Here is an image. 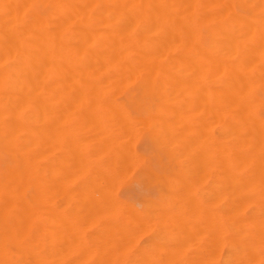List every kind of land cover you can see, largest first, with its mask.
I'll use <instances>...</instances> for the list:
<instances>
[{
  "label": "bare ground",
  "instance_id": "1",
  "mask_svg": "<svg viewBox=\"0 0 264 264\" xmlns=\"http://www.w3.org/2000/svg\"><path fill=\"white\" fill-rule=\"evenodd\" d=\"M61 113L69 115L59 126ZM98 113L108 114L115 130L144 126L157 135V146L186 156L188 181L183 187L173 180L188 191L179 195L186 200L180 207L173 197L175 209L150 211L149 218L128 204L120 212L122 202L111 196L124 178L114 172L127 162L126 178L135 167L129 146L136 137L126 129L132 136H121L131 140L121 141L117 128L119 141L110 131L115 139L108 135L104 149L106 132L96 140L94 123L77 117L94 114L95 129L105 131ZM69 116L81 121L80 130L91 128L93 138L74 137ZM61 124L65 137L54 135ZM44 145L63 151L49 157L64 167L60 174L50 165L60 174L54 186L45 169L49 187L38 178L49 153ZM85 146L93 155L109 150L110 164L106 156L100 161L110 170L97 167ZM68 168L73 178L83 176L77 187ZM143 171L162 178L149 165ZM46 186L55 187L50 196L57 204L66 201L59 194L69 195L67 210L50 206L46 217ZM105 191L112 194L107 201ZM111 202L119 209L109 210ZM91 225L96 233L86 240ZM144 229L155 237L133 253L136 264H264V0H0V264H84L90 256L81 255L92 244H101L102 254L124 253ZM185 243L194 246L189 259L181 255Z\"/></svg>",
  "mask_w": 264,
  "mask_h": 264
},
{
  "label": "rangeland",
  "instance_id": "2",
  "mask_svg": "<svg viewBox=\"0 0 264 264\" xmlns=\"http://www.w3.org/2000/svg\"><path fill=\"white\" fill-rule=\"evenodd\" d=\"M61 114H63V115H61ZM59 116H60V118H59V121L57 122V124L60 122V123H62V121H65L63 118L65 117V115H69V113L67 114V113H61ZM65 114V115H64ZM99 114V118H100V120L102 121V125H103V127H104V130L105 131H103V128L101 129L100 127H98V129H95V127L97 128V126H95L94 127V125H95V118H94V120H93V116H94V114H92L93 116H87V117H89V118H91L90 120L91 121H88V123H87V121L86 120H89V118H87V117H83V116H77L78 117V119L80 120L81 118H83L84 119V122H85V124H89L90 122V125H88L89 127L92 125V122L94 123V125H93V127H92V129L94 128V130H96V132L95 133H93V134H96V136L94 135V138L95 137H98L96 140H98L99 139V136H101V137H103V135L105 134V132H106V136L104 135V137L103 138H101V139H105L104 140V142L102 141V144L104 145V149H106L105 148V144H107L110 140H109V138H112V139H115L116 137H118V135L120 134V136H121V134H122V136L124 135V132L126 131V129L127 130H129L130 131V129H133V126H132V128H123V127H121V126H117V128H119L121 131H123V133L121 132V133H119L118 131H117V128H116V130H115V128L114 129H112L113 127L110 125L111 123L109 122L110 120L107 118V115L106 114H104V113H98ZM72 115H74V116H76L75 114H72ZM96 115V114H95ZM58 116V117H59ZM110 116V115H109ZM61 117H63L62 118V120L60 121V119H61ZM70 117V116H69ZM81 117V118H80ZM94 117H96V116H94ZM114 116L113 115H111V118L112 119H114L113 118ZM83 119H81L82 120V123L84 124V122H83ZM98 119V118H97ZM111 119V120H112ZM66 120H67V118H66ZM99 120V119H98ZM74 121H75V118L74 117H72V120H71V117L67 120V123H66V126L67 125H69L68 126V128L69 127H71V129H73L74 128V130H72V131H75V133H73V135H74V137L77 135L78 137H80L79 139H81V136H82V139H84V138H86V137H84V136H86V134L88 135L89 134V129H91V128H87V129H85L86 127H87V125L85 126V128H84V126H83V124H81V127L82 128H84V130L83 129H81L80 130V128L78 127L79 125H80V123H81V121H79V123H78V120L77 121H75L76 123H74ZM97 121V120H96ZM100 121V122H101ZM113 121V120H112ZM111 121V122H112ZM66 122V121H65ZM69 122V123H68ZM100 122H96L98 125H99V123ZM115 122V121H114ZM63 124V123H62ZM62 124H61V127H62ZM112 124H114L115 125V123H113L112 122ZM59 125V124H58ZM58 125H56L57 127H56V129H55V133H54V135L56 136V134L57 133H60V134H63V136H64V133L65 132H67L66 130H67V127L65 126V125H63V127H62V129H60L61 127H59ZM78 125V126H77ZM101 125V124H100ZM101 125V126H102ZM113 125V126H114ZM138 126V125H137ZM66 128V130H64L65 128ZM110 127V128H109ZM112 127V128H111ZM134 127H136V125H134ZM99 128L103 131L102 133H100V132H98L99 131ZM105 128H108V131L110 132H112V134L114 133V134H116L117 135V133H119L117 136H113V137H115V138H113L112 137V134H111V132H110V134H109V132L108 131H106L107 129H105ZM122 128V129H121ZM141 128V127H140ZM143 128H145L144 126H142V128L141 129H139V130H132L133 131V134H135L134 135V137H136V139H132L133 141H131V142H133L132 143V147L131 146H129L130 147V149H132L133 148V152H134V154L135 155H137L136 156V158H138V160L137 159H135L134 160V164L136 163V165H135V167L134 166H132V165H130V163H128V165H130L129 167L131 168V166H132V170L131 171H129L130 172V174H128L127 176H126V178L124 177V175H123V177H122V168L123 167H125L124 165H126V163L124 164V165H122V164H120L121 165V168H120V165L119 164H116L117 166L119 165V167H118V170H119V168H120V170L118 171V170H115V172L114 173H116L117 172V174H119L118 172H120V175H121V177H119L120 179L121 178H124V179H121L122 181H120L119 180V183L120 184H117L118 186L115 188V191H113V195L111 194V193H108L107 191H105V193H104V195L105 194H110V195H105V196H107V198L108 197H110L111 195V200L113 201V198H115V199H117L115 202H117L118 203V205H119V201H118V199L122 202V204H123V207L124 206H126V204H128V206H129V208L128 209H130L131 208V206H133L134 208H136V209H138V210H141V211H143V213L147 216V215H149V216H147L148 218L149 217H151L150 216V214H151V212L154 214V212L157 210V209H160V208H165V207H172V209H175V208H177V206H181L184 202L182 201L183 200V197H181V196H179V195H182V194H184V192L186 191V189H183L182 187H180L181 185L184 187V185H183V183L184 182H182V181H188V178H187V176H186V174H185V171L183 172V169H184V167H185V159L184 158H186V156L184 157L183 155H178L177 156V154H175L174 153V151L171 149V145H164V146H157L156 145V143H157V135H155V133L154 134H152L153 132H151V131H149L147 128H145V129H143ZM60 129V130H59ZM118 129V130H119ZM135 129H137V128H135ZM58 130V131H57ZM63 130V131H62ZM94 130H92L91 132H94ZM115 130V131H114ZM119 130V131H120ZM69 131H71V130H68V132ZM84 131H87V132H84ZM117 131V132H116ZM128 131V132H129ZM132 131H130L129 133H131ZM140 131V132H139ZM138 132V133H137ZM146 132V133H145ZM70 133L71 132H69V134L67 135V137L68 138H72V135H70ZM83 133V134H82ZM102 134V135H100V134ZM72 134V133H71ZM92 134V133H91ZM91 134H89L88 136H87V138H89V136H90V138H93V135L91 136ZM126 135H127V131H126V133H125ZM66 135V134H65ZM71 137H70V136ZM99 135V136H98ZM109 135V138H107V136ZM111 135V136H110ZM131 135V134H130ZM129 134L127 135V136H130ZM54 136V141H55V139H56V137ZM121 136V137H122ZM132 136V135H131ZM62 137V136H61ZM61 137L59 136V134H58V138H59V142L58 143H60L61 144V141H62V144H61V146L65 143H63V140L65 139V138H63L62 140H60L61 139ZM65 137V136H64ZM77 137V138H78ZM121 137H119V139L121 138ZM126 136H124V137H122V139H120L121 141L123 140V138H125ZM89 138V139H90ZM127 138V137H126ZM130 138V137H129ZM132 138V137H131ZM49 139V138H48ZM47 139V140H48ZM106 139H108L109 141L107 142L106 141ZM117 139V138H116ZM128 139V138H127ZM154 139H156V140H154ZM58 140V139H57ZM85 140L87 141L88 139H84V141H83V143H85ZM100 140V139H99ZM118 140V139H117ZM126 140V139H125ZM131 140V139H130ZM129 139H128V141H130ZM135 140V141H134ZM50 142H51V140H49ZM49 141L48 142H46L47 144L49 143ZM53 141V140H52ZM65 141V140H64ZM93 141H95V139H93ZM92 141V142H93ZM101 141V140H100ZM99 141V142H100ZM119 141V140H118ZM128 141H126V142H128ZM92 142H90V143H88L87 145H89V146H92V145H90V144H92ZM98 142V141H97ZM45 143V144H46ZM56 144H57V142H55ZM87 143V142H86ZM101 143V142H100ZM52 142H51V144H49L51 147L50 148H52ZM60 144H58V146L60 145ZM95 146H97V144H96V141H95ZM109 144H111V143H109ZM127 144H129V143H127ZM49 145L47 146V145H44V151L43 152H45L46 150L45 149H47L48 147H49ZM55 145V144H54ZM53 145V146H54ZM98 145H99V147L101 148V144H99L98 143ZM45 146H46V148H45ZM57 145H55V147H58ZM63 146H65V144L63 145ZM62 146V149L60 148L59 150H63L64 149V147ZM88 146V147H89ZM107 147H109V145H106ZM60 147V146H59ZM86 147V149H85V151H86V154L88 155V157L91 159V157L94 159V160H92V161H96V163H97V165L99 164V166H97V167H101V166H103V167H106V165H107V161H109L108 162V164H110V162L112 161L111 160V158L110 157H108V156H111V152L109 151V150H107L106 151V155H105V153L103 152V150L101 151V149H100V153H104V155L103 156H101L102 154H100V153H97V152H95V151H93V152H95V154L96 155H93V154H91V149H88V147L87 146H85ZM94 147V146H93ZM98 147V146H97ZM98 147V148H99ZM128 147V148H129ZM49 148V149H50ZM110 148V147H109ZM49 149H47L48 151H49V155L48 154H46V155H43V157L41 158V167H42V170L40 171V173L38 174V178L40 179V182H44V181H46L47 182V186L49 187V183H48V181L50 182V180L51 179H49V178H52L53 180H52V184L51 185H55L56 184V182H55V179H56V177H55V175L59 178L60 177V174L61 173H63L64 174V172L62 171L63 169H62V167L63 166H61V169H60V167H59V164L57 163H54V161H53V156L55 157V158H58V154H59V156H61V154H63V153H61V152H63V151H59L58 149H56L55 150V148L53 149V150H55V151H52V149H50L53 153H55V154H57V156L56 155H53L51 152H50V150ZM58 150V152H56ZM88 150H89V152H88ZM94 150V149H93ZM111 150V149H110ZM105 151V150H104ZM112 151V150H111ZM131 151V150H130ZM129 151V152H130ZM46 153V152H45ZM61 153V154H60ZM108 153H110V155L108 154ZM132 153V152H131ZM131 153H129V155L131 154ZM137 153V154H136ZM44 154V153H43ZM52 154V155H51ZM100 154V155H99ZM133 154V153H132ZM131 154V155H132ZM130 155V156H131ZM52 156V158H49V157H51ZM99 156V157H98ZM104 156H106L104 159L106 160V158H107V161H105V160H103L104 161V163H106V165L104 164V165H102L103 163H101V162H103V161H100V160H102L103 158H101V157H104ZM140 158H139V157ZM46 157H48V161L51 159V161L52 162H48L47 160H46ZM132 158H133V156H131ZM184 157V158H183ZM97 158V159H96ZM101 158V159H100ZM56 160H58V159H56ZM131 160V159H130ZM137 160V161H136ZM140 160V161H139ZM136 161V162H135ZM183 161V162H182ZM57 162V161H56ZM129 162V161H128ZM132 162V161H131ZM53 163V166L55 167V166H57V168H55V169H59L60 171V174H59V176H58V171H57V174H56V170L55 169H52L51 168V164ZM183 163V164H182ZM43 164V165H42ZM47 164V166H45ZM94 164V163H93ZM133 164V163H132ZM116 165H114V166H116ZM147 165H149L150 167H152V168H154L156 171H158L159 173H160V175L162 176V178L160 179V180H156V179H154L153 177H151L150 175H147L146 174V172H144L143 170H144V168H145V166H147ZM48 166H50V168L48 169V170H45L46 168H48ZM52 166V167H53ZM113 166V167H114ZM117 166L116 167H111V169L113 168V169H115V168H117ZM45 167V168H44ZM59 167V168H58ZM107 167H109V165L107 166ZM104 168V169H108V168ZM64 168V167H63ZM94 168V167H93ZM92 168V172L90 171V170H88L87 172H85V173H87V174H83L84 176L85 175H90L91 173H94L93 171H94V169ZM102 168V167H101ZM110 168V167H109ZM50 169H52L53 171H51ZM124 169V168H123ZM67 170V169H66ZM70 170H72V171H74L73 169H69L68 168V170H67V173H66V175H68V176H72L73 175V173H72V171L71 172H69L68 173V171H70ZM108 170H110V169H108ZM126 170V169H125ZM184 170H186V169H184ZM44 171V172H43ZM45 171H48L49 172V174H48V177H47V175H45L44 173H46L47 174V172H45ZM65 171V170H64ZM91 172L90 174H88V172ZM114 171V170H113ZM53 172V173H52ZM124 172V171H123ZM72 173V174H71ZM74 173H76V171H74ZM78 173V172H77ZM110 173H112V170H111V172ZM114 173H112L111 175L113 176V174ZM127 173V172H126ZM52 174H54V176L52 175ZM71 174V175H70ZM81 174V173H80ZM80 174H78V176H74V178H73V176H72V180L70 181V184L72 185V186H74V187H77V183L78 182H80V179L83 177V176H81ZM110 175V176H111ZM116 175V174H115ZM114 175V176H115ZM51 176V177H50ZM53 176V177H52ZM46 177V178H45ZM67 177V176H66ZM66 177H65V179H66ZM174 177V179H172ZM177 178V180L178 179H181L180 181L182 182V184L180 185V183L181 182H179L178 183V181L176 182V181H173V180H175ZM46 179H49V180H46ZM70 179H71V177H70ZM106 179V178H105ZM110 179V178H109ZM58 179H56V181H57ZM66 180H68V179H66ZM107 180V179H106ZM116 180V179H115ZM173 181V182H172ZM55 182V183H54ZM58 182V181H57ZM110 181L109 180H107V183H109ZM112 182H114V179H113V181ZM117 182H118V179H117ZM172 182V183H171ZM51 183V182H50ZM104 183H105V187H106V185H107V183H106V181H104ZM177 183V185H175ZM115 184V183H114ZM185 184V183H184ZM44 185V187H45V183L43 184ZM53 185V186H54ZM109 185V184H108ZM110 185H113V183H111ZM178 185H180V186H178ZM46 186V189H49V191H50V193L49 192H46V191H43V206H42V208H43V210H44V212L47 214H45L46 215V217H49V213H50V210L49 209H52V208H55V209H59V210H67V204H65V202L66 201H68V197H69V195L65 192H63V194L61 193V194H59L58 196H62L63 195V197H66V201H63V199H62V201H63V203H62V201H61V204H57V203H55V202H60V200H58V198H55L54 196H55V194L57 195V193L54 191L55 190V187L53 188L52 186H50V188H48ZM168 186V187H167ZM176 186H178V189L177 188H175ZM51 187H52V189H53V192H55L53 195V197L52 196H50L53 192H52V190H51ZM104 187V189L106 190L107 188H108V186L105 188ZM161 187V188H160ZM111 188H113V187H111ZM110 188V189H111ZM109 189V190H110ZM129 189V190H128ZM179 190V191H177V190ZM183 190V191H182ZM48 191V190H47ZM181 191V192H180ZM32 192L34 193V188L32 189ZM52 192V193H51ZM104 192V191H103ZM111 192V191H110ZM178 192V193H177ZM46 193V194H45ZM188 193V191L187 192H185V194H184V196H186V194ZM168 194H170V196L168 195ZM178 195V197L179 198H182V199H179L178 197H177V195ZM49 195V196H48ZM65 195V196H64ZM173 195H175V196H173ZM188 195V194H187ZM114 196V197H113ZM163 196H164V198H163ZM168 196V197H167ZM183 196V195H182ZM47 197V198H46ZM62 197V198H63ZM174 197V199L172 200V201H174V202H172V203H174V207L172 206V203H170V201H171V198H173ZM176 197V198H175ZM169 198H170V200H169ZM187 198V197H186ZM60 199V198H59ZM114 199V200H115ZM177 199H179L180 200V203H179V200H177ZM185 199V198H184ZM56 200V201H55ZM65 200V199H64ZM106 201L107 200H109V198L108 199H105ZM51 201V202H50ZM176 201H178V202H176ZM181 201L183 202V203H181ZM114 202V201H113ZM113 202H111V204L113 203ZM52 203V204H51ZM57 205H55V204ZM108 203V202H107ZM111 204H110V206H111ZM151 206H149V205ZM178 204V205H177ZM181 204V205H180ZM113 205H115V203H113ZM112 205V206H113ZM171 205V206H170ZM51 206V207H50ZM109 206V205H108ZM117 206V204L115 205V206H113V207H111L109 210H111L112 208H114V207H116ZM127 206V207H128ZM45 207V208H44ZM47 207L49 208L48 210H49V212H47L46 210H47ZM61 207V208H60ZM118 208L117 209H119V206H117ZM122 207V205L120 204V212H124V211H126L127 210V207L125 208H123ZM158 207V208H157ZM116 209V210H117ZM153 209V210H152ZM119 210H117V211H119ZM117 211H115V214L116 213H120V212H117ZM151 211V212H150ZM109 214H110V216H111V218H114V217H116V216H114V213H111V212H109ZM113 216H112V215ZM109 216V217H110ZM152 217H153V215H152ZM47 227V226H46ZM96 227H95V225H91V226H89V227H86V230L84 231L85 233H84V235H85V238H86V240H87V238L89 239V240H91V238L94 236V234L96 233V229H95ZM140 229V228H139ZM141 230V229H140ZM139 230V231H140ZM145 230V229H144ZM95 231V232H94ZM139 231H136V232H139ZM146 232V230L144 231V234H142V232H141V235H139V237H138V239L135 241V243H134V246L133 247H130L129 246V248L128 249H126V248H124L125 250H124V253H120V254H117L115 251H112L113 250V248H107L108 249V251L107 250H105V248L104 249H102V250H105L104 251V254H102L100 251H101V249L99 250V247H100V245L101 244H96V245H98V246H95L94 244H92V247L90 246L89 247V249L88 248H86V252L85 253H82L81 251H80V253H82V255L81 256H84L83 254H88L87 256H90L89 258H87L88 260H86V262H84V264L86 263V264H99V262H100V264H106V262H105V259H110V258H112V257H114V264H134L135 263V261H133V256H134V254H136L137 253V250H138V248H141V247H144V246H147V245H149L151 242H152V240L154 239V235H153V233H152V231L151 230H148V232L147 233H145ZM90 233H91V236L92 237H90L89 235H90ZM135 234H137V233H135ZM169 234L171 235V233H167L165 236H164V239L165 240H167L168 239V236H169ZM45 235H46V237H48L47 236V234L45 233L44 234V237H45ZM88 235V236H87ZM138 235V234H137ZM45 237V238H46ZM135 237H137L136 235L133 237V238H135ZM47 240V238L45 239V241ZM44 241V242H45ZM46 244V243H45ZM48 244H49V242H48ZM186 244V246L188 247V249H187V247L185 248L186 249V251H184V252H181V255H183V257L184 258H186V259H189V256L191 255V254H193V255H195L194 253V246L193 245H190V244H188V243H185ZM184 244V245H185ZM94 245V246H93ZM46 246H49V245H47L46 244ZM190 246V247H189ZM97 247V248H96ZM120 247V249L121 250H123V248H121V246H119ZM119 247H116L115 249L116 250H118V248ZM125 247V246H124ZM127 247V246H126ZM182 248H184L183 247V245L181 246ZM181 247H180V249H181ZM46 247H44V249H45ZM90 248H91V251H90ZM97 249V251H95L94 253H96L95 255L93 254V251H92V249ZM47 249V248H46ZM46 249L44 250V252L46 251ZM49 249V248H48ZM48 249H47V252H48ZM74 250V249H73ZM72 250V251H73ZM79 250H81V249H78V251ZM99 250V251H98ZM184 250V249H183ZM75 252H77V250H74ZM83 251H85V249H83ZM112 251V252H111ZM119 251V250H118ZM129 251V252H128ZM134 251V252H133ZM46 252V253H47ZM50 252V251H49ZM75 252H72L73 253V255H72V253L70 252L69 254L73 257L74 256V258L76 257V258H78L79 260H80V258H81V256L79 255V256H77V254L75 253ZM89 252H92V253H89ZM114 252V253H113ZM123 252V251H122ZM186 252V253H185ZM101 253V255L99 256V254ZM105 253H106V255H105ZM108 253H110L109 255H108ZM114 254V255H112V254ZM134 253V254H133ZM183 253V254H182ZM48 254V253H47ZM117 254V255H116ZM125 254V255H124ZM133 254V255H132ZM105 255V256H104ZM112 255V256H111ZM122 255V256H121ZM193 255L192 256H190V257H193ZM92 256V257H91ZM97 256V257H96ZM107 256V257H106ZM109 256H111L110 258H109ZM116 256H117V258H116ZM80 257V258H79ZM94 257V258H93ZM121 257H124V258H121ZM132 257V258H131ZM90 259V260H89ZM92 259H94L95 260V262L93 263L92 262ZM99 260V261H98ZM103 260V261H102ZM97 261V262H96ZM134 262V263H133ZM136 264V263H135Z\"/></svg>",
  "mask_w": 264,
  "mask_h": 264
}]
</instances>
